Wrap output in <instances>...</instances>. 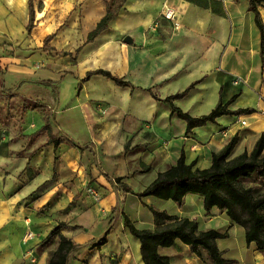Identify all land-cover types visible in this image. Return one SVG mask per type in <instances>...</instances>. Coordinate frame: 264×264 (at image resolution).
<instances>
[{
  "label": "crops",
  "instance_id": "1",
  "mask_svg": "<svg viewBox=\"0 0 264 264\" xmlns=\"http://www.w3.org/2000/svg\"><path fill=\"white\" fill-rule=\"evenodd\" d=\"M107 1L32 0L27 32L29 0H0V264H47L54 245L39 243L59 222L76 245L68 264H143L123 217L151 229L152 209L225 233L216 245L232 264H264V251L246 243L244 228L223 210H204L200 196L187 194L178 204L138 195L181 153L205 169L233 137L230 157L249 152L264 134V54L248 0H125L87 42ZM258 11L264 22V0ZM97 69L130 85L88 75ZM220 96L233 99L229 110L250 112L191 130L172 113L171 105L193 117L208 114ZM18 100L24 121L31 112L39 116L33 129L16 123L24 136L10 130ZM88 185L102 191L100 201ZM159 252L171 264H211L179 240Z\"/></svg>",
  "mask_w": 264,
  "mask_h": 264
},
{
  "label": "trees",
  "instance_id": "2",
  "mask_svg": "<svg viewBox=\"0 0 264 264\" xmlns=\"http://www.w3.org/2000/svg\"><path fill=\"white\" fill-rule=\"evenodd\" d=\"M125 0H112L106 2L105 15L95 28L89 32L87 42L93 41L100 33L107 29L110 21L117 15ZM262 0H248L249 9L253 13L254 22L260 32L261 55L264 54V22L262 21L258 5ZM35 13L32 0H29V21L26 26L30 32L34 26ZM51 36L46 38L49 40ZM100 74L112 79L120 86H129L120 77L109 71L97 69L88 73ZM191 88L181 93L168 96L164 101L182 97ZM233 101H223L219 98L217 104L208 114L193 117L174 105L172 113H176L186 124L187 130L203 126L208 122L227 114H241L250 112L249 109L229 110ZM60 141L54 140L57 145ZM236 137H233L220 151L212 153L211 164L208 168H194L193 163H186L181 153L176 163L167 170L159 173L157 177L138 195L153 196L164 200H172L180 204L185 195L195 194L201 197L203 208L206 211L212 208L225 211L231 223L244 228V237L247 244L253 243L255 247L264 251V134L255 142L248 152L230 157ZM78 145L76 143H72ZM79 146V145H78ZM27 168V167H26ZM116 182L119 178L115 179ZM154 227L137 228L128 217H123L124 227L139 241V253L143 264H171L168 256L159 252L160 248L172 246L176 240L188 245L190 251L200 260L204 255L211 264H232L233 259L222 255L216 245V240L226 236L217 230H198L197 223L188 218H179L165 211L152 209ZM66 224L59 222L54 225L43 238L39 246L55 245L49 252L47 264H68V255L76 247L74 242L61 233ZM106 241L103 236L95 246L99 248Z\"/></svg>",
  "mask_w": 264,
  "mask_h": 264
},
{
  "label": "rangeland",
  "instance_id": "3",
  "mask_svg": "<svg viewBox=\"0 0 264 264\" xmlns=\"http://www.w3.org/2000/svg\"><path fill=\"white\" fill-rule=\"evenodd\" d=\"M7 96L6 97H8V94H6ZM2 96V95H1ZM12 97V96H11ZM21 100H18V103L17 104H15L14 105V113H12V116L14 117V119H15V124H14V126H13V129H10L12 132H15V134L17 135V134H21L23 131H24V129L23 128H21V126L18 128V130H17V127L15 128V126H18L16 123H23L24 122V127H29V129H33V127L36 125V120L39 118V116H37V115H35V118H33V115H32V112L29 114V118L26 120V121H24V119H23V115H22V113H21ZM11 104H14L13 102H11ZM4 108H1L0 109V116L1 115H3V113H4ZM41 113V118L42 119H44V118H46L47 116H48V114H49V109H47L46 108V110H42V111H40ZM9 114V113H8ZM39 115V114H38ZM33 123V124H32ZM35 123V124H34ZM30 125H31V127H30ZM21 135H23V134H21ZM24 136V135H23ZM24 177V176H23ZM54 247H55V245H54ZM204 258H207L205 255H204V257H203V259ZM208 259V258H207ZM209 260V259H208Z\"/></svg>",
  "mask_w": 264,
  "mask_h": 264
},
{
  "label": "built area",
  "instance_id": "4",
  "mask_svg": "<svg viewBox=\"0 0 264 264\" xmlns=\"http://www.w3.org/2000/svg\"><path fill=\"white\" fill-rule=\"evenodd\" d=\"M163 16L167 19L173 20L174 18V11L171 8H165V10L163 11ZM175 26H178L177 22H174ZM241 124L244 125L245 121L242 120ZM86 192L87 194H89L90 196H92L94 198V200L96 201H100L103 198V193L102 191H100L98 188H96L93 185H88L86 187ZM32 234L30 232H27L26 237H30Z\"/></svg>",
  "mask_w": 264,
  "mask_h": 264
},
{
  "label": "water",
  "instance_id": "5",
  "mask_svg": "<svg viewBox=\"0 0 264 264\" xmlns=\"http://www.w3.org/2000/svg\"><path fill=\"white\" fill-rule=\"evenodd\" d=\"M124 41H126V42H130L131 40H130L129 37H125V38H124Z\"/></svg>",
  "mask_w": 264,
  "mask_h": 264
}]
</instances>
